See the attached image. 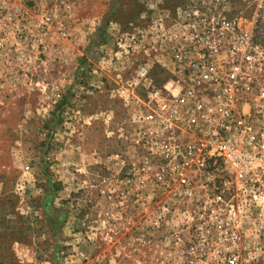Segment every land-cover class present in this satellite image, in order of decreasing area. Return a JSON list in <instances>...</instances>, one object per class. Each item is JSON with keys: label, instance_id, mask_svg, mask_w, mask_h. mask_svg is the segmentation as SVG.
<instances>
[{"label": "rangeland", "instance_id": "374dc122", "mask_svg": "<svg viewBox=\"0 0 264 264\" xmlns=\"http://www.w3.org/2000/svg\"><path fill=\"white\" fill-rule=\"evenodd\" d=\"M180 1L0 0V264H185V228L107 170L133 150L137 66L166 80L141 35Z\"/></svg>", "mask_w": 264, "mask_h": 264}, {"label": "built area", "instance_id": "2783aa9c", "mask_svg": "<svg viewBox=\"0 0 264 264\" xmlns=\"http://www.w3.org/2000/svg\"><path fill=\"white\" fill-rule=\"evenodd\" d=\"M263 10L264 0H181L141 35L166 80L137 66L133 150L107 170L156 205V228H185V264H241L264 237Z\"/></svg>", "mask_w": 264, "mask_h": 264}]
</instances>
